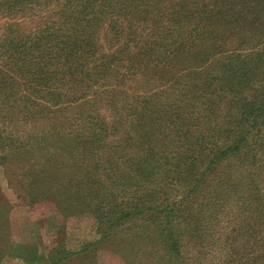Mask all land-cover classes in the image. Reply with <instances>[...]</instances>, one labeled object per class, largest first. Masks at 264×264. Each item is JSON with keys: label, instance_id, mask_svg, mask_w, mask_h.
<instances>
[{"label": "trees", "instance_id": "trees-1", "mask_svg": "<svg viewBox=\"0 0 264 264\" xmlns=\"http://www.w3.org/2000/svg\"><path fill=\"white\" fill-rule=\"evenodd\" d=\"M0 22V166L28 204L97 224L49 264L138 217L153 264H202L227 211L222 264H264V0H0Z\"/></svg>", "mask_w": 264, "mask_h": 264}, {"label": "rangeland", "instance_id": "rangeland-1", "mask_svg": "<svg viewBox=\"0 0 264 264\" xmlns=\"http://www.w3.org/2000/svg\"><path fill=\"white\" fill-rule=\"evenodd\" d=\"M255 34L253 28L247 26L242 31H235L228 38L227 44L236 47L241 41L246 43ZM253 42L245 47L247 49L253 47ZM229 48L233 47L229 46ZM221 58L222 55L212 56L208 67L213 66L214 60ZM211 71L218 72V70ZM125 131L119 136L121 142L125 139ZM128 150L130 147L121 146L119 154L126 155ZM18 195H22L19 186L15 181L8 179L0 166V205L4 203L10 205L8 209L3 210L7 219L5 232L9 244L0 264H49V260H47L49 253L56 248L59 242H62L66 249L74 251L79 250L84 243L98 238L96 220L91 214L83 213L63 217L50 201L28 204L24 198H20ZM227 213L222 217L220 224L213 222L208 227L209 230L204 232L205 243L200 245L202 247L200 262L202 264H222V260L225 258L227 248L222 242L225 237H223V233L225 235L231 233L234 222L233 212ZM144 224L146 223L142 217L130 221L127 224L129 226H123L121 231L114 233L110 237L111 239L96 251L93 260L89 256H74L63 264H153L154 258L161 261V255L156 256L152 250L154 238L150 239L152 236L150 226L146 224L149 227L144 228ZM220 235L223 237L222 239L218 238ZM128 246L134 247L135 251L131 253Z\"/></svg>", "mask_w": 264, "mask_h": 264}]
</instances>
